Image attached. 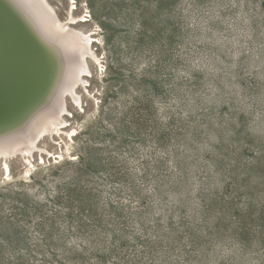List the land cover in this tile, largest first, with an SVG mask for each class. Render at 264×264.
I'll use <instances>...</instances> for the list:
<instances>
[{"label": "rangeland", "instance_id": "obj_1", "mask_svg": "<svg viewBox=\"0 0 264 264\" xmlns=\"http://www.w3.org/2000/svg\"><path fill=\"white\" fill-rule=\"evenodd\" d=\"M48 1L100 60L0 161V264H264V0Z\"/></svg>", "mask_w": 264, "mask_h": 264}, {"label": "bare ground", "instance_id": "obj_2", "mask_svg": "<svg viewBox=\"0 0 264 264\" xmlns=\"http://www.w3.org/2000/svg\"><path fill=\"white\" fill-rule=\"evenodd\" d=\"M3 1L19 16L46 58L45 79L40 88L22 108H16L12 116L7 111L0 115V120L7 115L10 117L0 121L1 127L5 126L2 123L11 125L17 122V127L24 126L0 135V161L6 166L4 175L8 170L10 177V161L16 155H24L31 166L34 165L32 154L58 155L41 147L40 142L47 136L53 135L56 139L58 134L63 137L64 133H70L65 118L69 111L68 96L76 102L80 100L78 87L87 81L86 77L91 72L90 60L96 63L94 58L100 60V55L94 52L97 41L94 34L76 26L88 20L87 17L81 18V15L78 17L73 13L71 17L68 15L70 21L65 22L48 0ZM100 62L103 66V61ZM86 87L88 89V85Z\"/></svg>", "mask_w": 264, "mask_h": 264}, {"label": "water", "instance_id": "obj_3", "mask_svg": "<svg viewBox=\"0 0 264 264\" xmlns=\"http://www.w3.org/2000/svg\"><path fill=\"white\" fill-rule=\"evenodd\" d=\"M44 67L42 48L19 16L0 0V115L7 111L12 116L16 108L24 106L43 84ZM8 115L0 121L8 120ZM17 124L2 123L0 135L14 132Z\"/></svg>", "mask_w": 264, "mask_h": 264}]
</instances>
